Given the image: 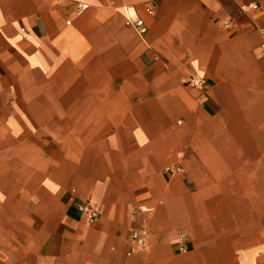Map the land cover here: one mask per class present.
I'll list each match as a JSON object with an SVG mask.
<instances>
[{
  "label": "crops",
  "instance_id": "1",
  "mask_svg": "<svg viewBox=\"0 0 264 264\" xmlns=\"http://www.w3.org/2000/svg\"><path fill=\"white\" fill-rule=\"evenodd\" d=\"M263 43L264 0H0V264H264Z\"/></svg>",
  "mask_w": 264,
  "mask_h": 264
},
{
  "label": "built area",
  "instance_id": "2",
  "mask_svg": "<svg viewBox=\"0 0 264 264\" xmlns=\"http://www.w3.org/2000/svg\"><path fill=\"white\" fill-rule=\"evenodd\" d=\"M88 6H89L88 3L86 2H78L76 4L77 13H81ZM147 11L152 14L154 12V7L149 4L147 6ZM126 23L127 25L135 27L142 33L146 31V25L144 23V20L141 17H138L136 19H128ZM262 47L264 49V43L262 44ZM188 83L196 87H203L205 80L204 78L199 77L198 75H194L193 77L190 78ZM181 169L182 168L180 165H176V166L166 167L165 171L172 175L174 173L180 172ZM79 208L83 213H85L88 219H95L100 214V209L95 202L83 203L82 205L79 206ZM149 236H150V231L146 227H142L139 229H133L131 232L132 239L139 244H146L149 240ZM186 240H187V237L185 235H182L178 239L177 243H178L180 250L186 249Z\"/></svg>",
  "mask_w": 264,
  "mask_h": 264
},
{
  "label": "rangeland",
  "instance_id": "3",
  "mask_svg": "<svg viewBox=\"0 0 264 264\" xmlns=\"http://www.w3.org/2000/svg\"><path fill=\"white\" fill-rule=\"evenodd\" d=\"M32 124L34 125V122H32ZM55 132V128L54 127H45V128H40V127H35V126H30V127H25L22 128L21 127V133L20 136H26L28 137L29 141L31 139V148L34 152L35 148L39 145V137H41V135L44 133H48V134H54ZM22 141V138H17V151H19V146H23V144H19V142Z\"/></svg>",
  "mask_w": 264,
  "mask_h": 264
}]
</instances>
